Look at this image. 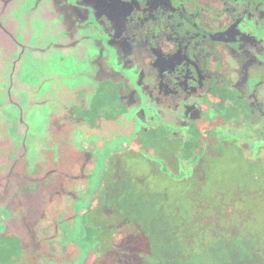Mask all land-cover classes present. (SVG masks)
Segmentation results:
<instances>
[{"label":"flooded vegetation","instance_id":"1","mask_svg":"<svg viewBox=\"0 0 264 264\" xmlns=\"http://www.w3.org/2000/svg\"><path fill=\"white\" fill-rule=\"evenodd\" d=\"M67 1L54 4L76 46L68 4L102 16L99 56L76 59L83 67L49 115L61 110L50 138L71 140L53 167L59 202L41 227L36 210L0 233V264L77 263L73 240L66 253L48 243L102 154L80 212L93 243L80 264H264V0ZM39 158L37 148L24 171L36 191L48 169Z\"/></svg>","mask_w":264,"mask_h":264},{"label":"water","instance_id":"2","mask_svg":"<svg viewBox=\"0 0 264 264\" xmlns=\"http://www.w3.org/2000/svg\"><path fill=\"white\" fill-rule=\"evenodd\" d=\"M56 1L0 0V233L3 230L18 232L12 225L18 224L24 212L32 215L29 212L36 213V210L40 211L41 227L49 218L51 202L58 204L57 187H51L56 185L55 179L58 177L53 167L62 160L65 162V157L67 161L71 153V140L61 138L64 135L62 133L57 134L59 138H50L61 110H56V117L49 115L53 106L64 105L71 72L77 73L83 67L84 63L76 59H84L86 53L89 56L90 50L92 57L99 56L96 52L98 37L94 34L97 25L102 27L104 23L94 5H87L84 1L75 6L68 4L70 7L66 19L69 26L74 25L76 29L78 24L82 25L81 31L78 28L71 30V34H79L78 40L80 37L83 40L76 46L72 44V41H76V38H72L74 35L66 38L61 35L60 26L64 24V15L55 9ZM65 2L69 3L67 0ZM83 9H86V16L88 14L86 22L82 16L83 20L78 23V10ZM87 25L93 27L91 47L90 39L86 40ZM5 89L6 94L3 95ZM61 123L62 119L59 123L62 130ZM37 124L43 128L44 138L38 135ZM41 142L43 145L39 148ZM37 148L39 162L43 161L48 167L43 175L44 180L40 182L43 187L39 191L31 188L33 183L35 186L37 183L27 181L26 177L31 175L28 171L24 172L37 167ZM87 192L88 189L73 192L77 195L75 205L73 208L67 207L68 212L73 211V219H67L68 224L60 223L57 235L48 243L49 249L57 247L64 253L69 249L68 244H65V235L82 231L80 224L76 227L74 222L84 210L78 203L84 201ZM25 200L28 203H24ZM58 240L64 245L57 243ZM71 247L76 252L75 258L79 260L82 246L73 244Z\"/></svg>","mask_w":264,"mask_h":264},{"label":"rangeland","instance_id":"3","mask_svg":"<svg viewBox=\"0 0 264 264\" xmlns=\"http://www.w3.org/2000/svg\"><path fill=\"white\" fill-rule=\"evenodd\" d=\"M99 158H101V159H99L98 160V164H97V167H96V171H94V173H93V178H92V181H91V184L88 186V192H87V194L84 196V201H81L80 203H78V205H82L84 208H87V207H89V204H90V198L93 196V194H94V192L97 190V188H98V182H99V169H100V165H102V157L104 158L105 157V155L104 154H102V156L101 155H99L98 156ZM99 165V166H98ZM88 201H89V203H88ZM77 205V206H78ZM77 212H78V207H77ZM81 218H77L76 219V221L74 222V224L76 225V227H78L79 226V224L81 225ZM65 236H67V237H65V240H67L66 242H65V244H69L72 240H73V242H75V244H76V246H78V247H80V246H82L81 247V250H80V252H81V254H82V256L80 257V259H79V261L77 260V261H75V262H77V263H75V264H80L83 260H84V252H87V251H91V246H92V244L93 243H91V246H90V243H88V241L87 240H84L83 238H84V236H85V234H84V232H75V233H71V234H66ZM65 240H62V242L63 241H65ZM57 243L59 242V244L60 245H64L63 243H61V241H56ZM66 260V259H65ZM74 262V261H73ZM63 264H68V262L66 263V261L63 263ZM70 264H73L72 262H70Z\"/></svg>","mask_w":264,"mask_h":264}]
</instances>
